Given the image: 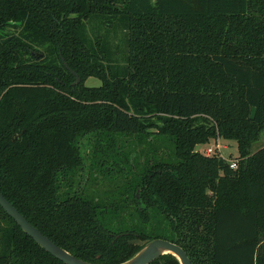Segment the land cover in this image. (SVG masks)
Here are the masks:
<instances>
[{"label":"trees","instance_id":"16d2710c","mask_svg":"<svg viewBox=\"0 0 264 264\" xmlns=\"http://www.w3.org/2000/svg\"><path fill=\"white\" fill-rule=\"evenodd\" d=\"M92 15L126 26L118 76ZM262 132L264 0H0V193L76 258L119 264L160 238L192 264H264ZM217 137L236 158L196 150ZM0 264L64 263L0 207Z\"/></svg>","mask_w":264,"mask_h":264},{"label":"rangeland","instance_id":"374dc122","mask_svg":"<svg viewBox=\"0 0 264 264\" xmlns=\"http://www.w3.org/2000/svg\"><path fill=\"white\" fill-rule=\"evenodd\" d=\"M121 20V17H116L114 19L110 16L92 15L83 23L82 27V31L91 45L93 43H101L103 46L104 57L99 59V63H101L103 67H109L117 76L118 73L124 70L127 55V29ZM111 23L114 24L112 27L109 26ZM99 84L100 81L92 77H88L85 80V85L87 86H98ZM193 124L208 125L207 121L202 119H197ZM218 144L220 146L219 151L215 148ZM262 146H264V132H262L259 139L252 144L251 151L253 152ZM208 147L213 149L212 154H217L225 159H234L238 155L237 144L233 140H224L217 137L216 139H211L208 143L197 145L196 150L203 154L204 150ZM85 148L86 147H84V149ZM162 148L169 151L170 144L166 143Z\"/></svg>","mask_w":264,"mask_h":264},{"label":"water","instance_id":"95a60500","mask_svg":"<svg viewBox=\"0 0 264 264\" xmlns=\"http://www.w3.org/2000/svg\"><path fill=\"white\" fill-rule=\"evenodd\" d=\"M62 62L65 68L69 70L63 59ZM70 73L75 78L72 85H77L80 82V78L73 71H70ZM255 111L256 109L252 107L250 112L251 119L254 118ZM0 207L14 220V222L26 235L32 238L36 244L57 260L63 262L64 264H94L76 258L60 246L56 245L52 240L30 224V222L21 213H19V211L2 195V193H0ZM128 244L137 245L140 246V248L132 257L119 264H150L153 260L164 254L173 255L179 264H192L190 258L187 256L182 247L165 239L155 238L151 240H141L139 238H134L129 240Z\"/></svg>","mask_w":264,"mask_h":264},{"label":"built area","instance_id":"2783aa9c","mask_svg":"<svg viewBox=\"0 0 264 264\" xmlns=\"http://www.w3.org/2000/svg\"><path fill=\"white\" fill-rule=\"evenodd\" d=\"M219 144L218 145H216V150H218L219 151ZM212 153H213V149L212 148H210V147H208V148H206L205 150H204V152H203V154L204 155H206V156H210V155H212ZM230 167L231 168H236V161H234V160H230Z\"/></svg>","mask_w":264,"mask_h":264}]
</instances>
